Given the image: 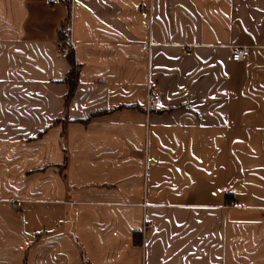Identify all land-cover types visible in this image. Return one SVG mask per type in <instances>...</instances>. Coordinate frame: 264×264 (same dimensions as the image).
<instances>
[{"label": "crops", "instance_id": "0c3cea01", "mask_svg": "<svg viewBox=\"0 0 264 264\" xmlns=\"http://www.w3.org/2000/svg\"><path fill=\"white\" fill-rule=\"evenodd\" d=\"M263 74L264 0H0V264H264Z\"/></svg>", "mask_w": 264, "mask_h": 264}, {"label": "built area", "instance_id": "2783aa9c", "mask_svg": "<svg viewBox=\"0 0 264 264\" xmlns=\"http://www.w3.org/2000/svg\"><path fill=\"white\" fill-rule=\"evenodd\" d=\"M149 43L145 44V48H149ZM230 56L232 61H245L250 56V47L249 46H230ZM162 110V105L160 103V95L158 91L153 88L149 83L147 84L146 90V99L144 103V111L146 116L153 112H159ZM12 205L15 207L21 206V200H10ZM148 226L144 224V228Z\"/></svg>", "mask_w": 264, "mask_h": 264}, {"label": "rangeland", "instance_id": "374dc122", "mask_svg": "<svg viewBox=\"0 0 264 264\" xmlns=\"http://www.w3.org/2000/svg\"><path fill=\"white\" fill-rule=\"evenodd\" d=\"M60 39L63 40L62 38H60ZM69 49H71V48H69ZM261 79H262L263 82H262V84L258 85L257 88H259V90H263L264 91V74H263ZM248 102L250 103V105L253 108H256L257 110L261 109V111H264V98L263 99H258V100L251 99ZM249 103H248V105H249ZM263 118H264V116H263ZM262 128H264V126ZM247 138L252 140V141L257 140V143H258V144L256 143L258 146L251 145V147L247 148V151L249 152V154H252L254 156H256V155L257 156H262L263 157L262 159L264 160V129H262V131H259V132L248 133L247 134ZM231 150H233L232 152H234V151H239L241 149L238 146L235 149L231 148ZM236 158H237V155H233V159H236ZM237 180H233V183H237L238 182ZM229 194H230V197H228V199L229 198L231 199V203H233V204L237 203L238 199L235 198L233 193H229Z\"/></svg>", "mask_w": 264, "mask_h": 264}, {"label": "trees", "instance_id": "16d2710c", "mask_svg": "<svg viewBox=\"0 0 264 264\" xmlns=\"http://www.w3.org/2000/svg\"><path fill=\"white\" fill-rule=\"evenodd\" d=\"M67 58H68V61H69L70 65H71V69H70L69 73L66 76V80L69 83V91H71L72 88L74 87L75 74H76L75 62H74L73 54H72L71 50L68 51Z\"/></svg>", "mask_w": 264, "mask_h": 264}]
</instances>
